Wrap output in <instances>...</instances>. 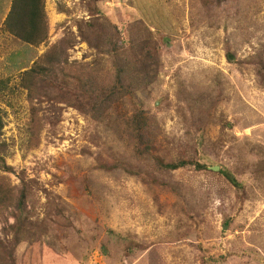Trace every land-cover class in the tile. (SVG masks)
<instances>
[{
  "label": "rangeland",
  "instance_id": "374dc122",
  "mask_svg": "<svg viewBox=\"0 0 264 264\" xmlns=\"http://www.w3.org/2000/svg\"><path fill=\"white\" fill-rule=\"evenodd\" d=\"M10 4L0 0V27ZM94 4L100 13L90 15ZM44 12L38 47L0 29L1 139L12 168L0 175L27 185L33 224L15 264H264V0H44ZM114 34L133 41L124 60L149 39L157 44V63L141 64L152 77L134 73L150 118L143 144L162 162L194 156L206 169L168 171L133 152L125 121L138 105L130 97L98 115L93 96L79 104L85 113L70 105L73 94L29 101L20 73L38 56L58 46L53 66L62 71L112 72ZM32 106L41 122L33 149ZM116 158L177 193L100 168Z\"/></svg>",
  "mask_w": 264,
  "mask_h": 264
},
{
  "label": "trees",
  "instance_id": "16d2710c",
  "mask_svg": "<svg viewBox=\"0 0 264 264\" xmlns=\"http://www.w3.org/2000/svg\"><path fill=\"white\" fill-rule=\"evenodd\" d=\"M88 12L92 15L93 12L100 13V10L97 5L94 4L93 9H89ZM0 29L26 45L38 47L40 44L44 43L47 38L44 0H11L9 11ZM79 34L84 39V34L80 30ZM114 36L115 34L113 37ZM114 41L115 42L110 45V51L115 54L112 60V72L106 71L98 75L94 72L87 74H70L64 69L62 71L59 65L57 67L53 66L56 63L54 54L59 53V57L62 55L60 47L57 46L58 48L53 47L51 49L52 55L43 53V55L38 56L30 64V67L20 73V86L27 92V98L30 102L38 95L46 96L47 100H54L57 98L62 99V96L65 97V94H73L70 105L80 107V102L86 100L87 97L93 96L95 101L92 103V108L97 115L102 111V105L109 103L116 104L126 97H130L138 105V108L133 111L134 113L125 121L127 133L133 138V145L136 144L135 147H133V152L136 154L143 153L144 155H150L155 165L168 171L190 166L196 169H206V166L200 164L194 156L186 158L178 157L172 162H162L151 152L152 146L148 143L143 144V139L147 140V136L150 133L144 135L146 129L149 127L150 118L148 112L143 108V103L136 99L135 88H137V82L134 73L135 69L138 67V69L145 71L148 78L152 77L149 70L141 64L149 59L157 63V44L149 39L146 43L139 46L144 53L139 56L138 54H129L131 56L130 59L124 60L125 57L121 55V50L126 47L132 50L133 41L117 38L116 36L114 37ZM65 55L66 54H63V58H65ZM225 55L228 61H234L228 47L225 49ZM132 62H135L136 65L131 64ZM259 63L261 64V62ZM23 68L24 67L21 69ZM71 86L72 90L69 91V87ZM39 91H41L42 94ZM64 99L66 98H63V100ZM80 110L82 113L86 111L83 106L80 107ZM29 112L30 118L27 128L29 136L27 144L33 149L37 147L39 141V127L41 122L33 106L30 107ZM94 118L96 119V116ZM3 126V122L0 118L1 173L12 171V168L5 164L4 156L6 144L1 139V130ZM200 143L201 141H198V144ZM140 148H142V150H140ZM194 153L196 156L197 148H195ZM203 155L204 154L200 155L199 159H202ZM100 168L104 172L120 170L130 176L138 177L143 183L151 182L173 193H177L173 185L164 180L161 181L151 178L149 173L145 170L138 169L137 165L131 164L124 158H116L113 159V161L101 162ZM219 172L223 173V171ZM227 177L226 175V178ZM229 180L234 186L238 187L237 182L232 179ZM27 197L28 189L26 184L21 183L18 187H12L6 176L3 174L0 175V222L5 224V227L2 229L4 238L0 239V264H15L14 257L18 247L20 248L22 242H27L33 235H31L29 231L33 224L26 212ZM6 214L14 219L12 225L7 223L8 218H6ZM9 235L10 240H7L6 238Z\"/></svg>",
  "mask_w": 264,
  "mask_h": 264
},
{
  "label": "water",
  "instance_id": "95a60500",
  "mask_svg": "<svg viewBox=\"0 0 264 264\" xmlns=\"http://www.w3.org/2000/svg\"><path fill=\"white\" fill-rule=\"evenodd\" d=\"M210 169L213 170V171H215V170H217L218 168L215 167V166H213V167H211Z\"/></svg>",
  "mask_w": 264,
  "mask_h": 264
},
{
  "label": "crops",
  "instance_id": "0c3cea01",
  "mask_svg": "<svg viewBox=\"0 0 264 264\" xmlns=\"http://www.w3.org/2000/svg\"><path fill=\"white\" fill-rule=\"evenodd\" d=\"M30 63H31V61H30Z\"/></svg>",
  "mask_w": 264,
  "mask_h": 264
}]
</instances>
